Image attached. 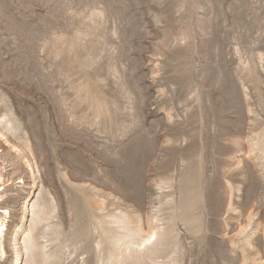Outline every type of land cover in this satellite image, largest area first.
I'll return each mask as SVG.
<instances>
[{"label":"rangeland","instance_id":"1","mask_svg":"<svg viewBox=\"0 0 264 264\" xmlns=\"http://www.w3.org/2000/svg\"><path fill=\"white\" fill-rule=\"evenodd\" d=\"M0 224V264H264V0H0Z\"/></svg>","mask_w":264,"mask_h":264},{"label":"bare ground","instance_id":"2","mask_svg":"<svg viewBox=\"0 0 264 264\" xmlns=\"http://www.w3.org/2000/svg\"><path fill=\"white\" fill-rule=\"evenodd\" d=\"M6 225V224H5ZM5 225L0 224V247L2 245V238L5 235ZM7 229V228H6ZM1 250V249H0ZM1 252V251H0Z\"/></svg>","mask_w":264,"mask_h":264}]
</instances>
